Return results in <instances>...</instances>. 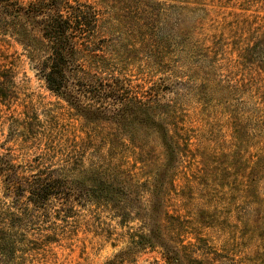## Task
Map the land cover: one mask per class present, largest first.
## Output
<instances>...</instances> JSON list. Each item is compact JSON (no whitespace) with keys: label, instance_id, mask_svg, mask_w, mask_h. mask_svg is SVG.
<instances>
[{"label":"rangeland","instance_id":"rangeland-1","mask_svg":"<svg viewBox=\"0 0 264 264\" xmlns=\"http://www.w3.org/2000/svg\"><path fill=\"white\" fill-rule=\"evenodd\" d=\"M80 1L124 117L0 32V264H264V0Z\"/></svg>","mask_w":264,"mask_h":264},{"label":"trees","instance_id":"trees-1","mask_svg":"<svg viewBox=\"0 0 264 264\" xmlns=\"http://www.w3.org/2000/svg\"><path fill=\"white\" fill-rule=\"evenodd\" d=\"M97 18L95 8L80 0H0V32L42 43L45 53L34 55V68L48 89L87 118L121 117L122 105L100 104L117 88L86 64L96 57L89 35Z\"/></svg>","mask_w":264,"mask_h":264}]
</instances>
